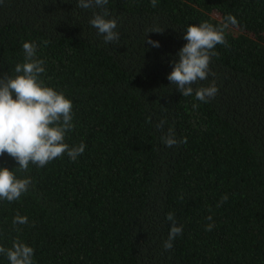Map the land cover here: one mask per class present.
Listing matches in <instances>:
<instances>
[{"label": "trees", "instance_id": "1", "mask_svg": "<svg viewBox=\"0 0 264 264\" xmlns=\"http://www.w3.org/2000/svg\"><path fill=\"white\" fill-rule=\"evenodd\" d=\"M77 5L0 0V78L17 75L23 43L35 42L45 86L73 105L65 143L86 145L75 162L64 154L27 172L0 156V168L31 179L18 200H0V246L18 239L34 264H264V0H108L111 44L89 23L103 9ZM229 14V47H215L214 75L193 85L215 81L218 94L182 96L167 76L184 32ZM169 128L187 143L166 147ZM169 212L183 232L165 251ZM17 214L28 223L14 225Z\"/></svg>", "mask_w": 264, "mask_h": 264}, {"label": "clouds", "instance_id": "2", "mask_svg": "<svg viewBox=\"0 0 264 264\" xmlns=\"http://www.w3.org/2000/svg\"><path fill=\"white\" fill-rule=\"evenodd\" d=\"M153 8L158 6V0H150ZM108 0H78V7L82 9L99 8L102 12L94 13L89 21L103 36L105 44L118 42L119 33L116 31L117 20L106 19L109 15L105 6ZM229 26H238V21L232 15H227L219 27H214L208 22L199 25H189L182 39L186 41L177 52L178 59L172 61V71L167 76L170 84L184 96H192L202 102L208 103L215 98L219 89L215 81L208 87L194 89L198 81H204L210 72L212 57H218L214 51L217 45L229 47L225 37V30ZM163 33L164 30L154 27L148 33ZM147 37V36H146ZM147 44L158 48L156 41L145 39ZM48 41H44L47 45ZM24 62L15 65L17 75L0 78V156L7 154L19 165V170L27 172L29 164L44 167L55 159L67 154L73 162L84 153L86 145L81 142L78 146L70 147L65 143V135L74 125L73 105L61 92L45 86L41 76L45 73L44 60L36 58L37 45L35 42L23 43ZM15 97V98H13ZM197 105H193L196 108ZM166 121L161 120L156 124L157 129H162ZM166 147L179 146L187 143V138L177 140L175 132L169 128L161 137ZM30 178H17L8 168H0V200L13 202L29 190ZM183 197H181L182 199ZM227 195L221 197L217 206L227 202ZM206 219L211 221L212 217ZM166 220L171 222L167 240L163 242L165 251L173 248V241L182 235V226H176L175 216L167 213ZM28 223L26 216L17 214L13 224L25 225ZM213 223L205 226V231H211ZM0 254L4 255L9 264H34V249L26 246L18 239L13 240L11 248L0 246Z\"/></svg>", "mask_w": 264, "mask_h": 264}]
</instances>
